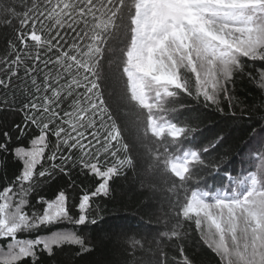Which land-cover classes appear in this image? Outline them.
<instances>
[{
	"label": "snow or ice",
	"instance_id": "snow-or-ice-1",
	"mask_svg": "<svg viewBox=\"0 0 264 264\" xmlns=\"http://www.w3.org/2000/svg\"><path fill=\"white\" fill-rule=\"evenodd\" d=\"M124 3L125 0H32L26 11L18 13L10 0H0L4 23L10 25L13 19H18L20 24V30L15 33L20 47L11 43L10 55L0 58V89L4 90L0 111L14 105V93L22 91L28 96L19 109L24 126L16 124L15 128L19 136L25 134L29 124L39 131L31 141V150L13 149V155L22 161V171L0 189V240L5 241L0 245V264H21L28 258L37 264L38 250L51 256L54 246L65 244L78 245L87 252L85 241L74 231L35 239H17V236L63 218L76 224L95 223L88 216L93 199L109 196L110 182L132 164L97 82V65L106 35L114 27ZM131 6L132 35L123 72L131 99L148 110L147 131L150 128L157 137L167 131L172 138H180L199 130L197 125L181 126L170 121L158 125L153 109L162 108V94L173 97L180 90L195 95L198 100L202 97L206 104L216 105L218 94L228 93L227 85L232 82L234 72L243 71L241 58L264 63V0H131ZM25 27L27 31H23ZM29 41L31 48L36 49L34 54L29 51ZM41 50H45L43 59ZM51 53L56 54L55 59L47 55ZM25 59L32 61L31 66L25 64ZM21 68L23 77L19 76ZM182 70L194 77L191 85L182 76ZM248 75L250 79L256 78L252 73ZM257 76L264 89V69L257 70ZM13 78L21 84H14ZM149 92L155 93V103L149 102ZM69 99V110H65L64 102ZM10 133L11 127L4 131L0 126L3 141L0 152H9L15 135ZM49 133L56 143L47 158L51 164L38 173L39 177H50L56 170L64 172L66 166L79 163L99 180L94 190L80 198L78 219L74 221L63 190L50 201L38 199L37 203L46 204L41 214L25 212L27 197L37 186L34 169L48 147ZM223 138L222 133L198 151L192 150L182 162H172L171 172L185 181L195 174L189 170V164H193L195 169L206 167L208 176L213 175L227 162V153L207 160L203 153ZM74 152L79 153L76 159ZM121 152L124 159L119 157ZM4 169L6 173V161ZM259 174L264 178V152L260 153ZM250 180L249 190L242 195L225 192L205 198L208 193L201 196L188 190L178 205L182 216L194 221L209 241L208 247L224 264H264V179L258 181L253 175ZM181 228L182 222L178 220L176 227L164 235L179 240ZM138 243L132 240L133 247ZM178 250L183 254L182 246L178 245ZM182 264L191 261L184 256Z\"/></svg>",
	"mask_w": 264,
	"mask_h": 264
},
{
	"label": "trees",
	"instance_id": "trees-1",
	"mask_svg": "<svg viewBox=\"0 0 264 264\" xmlns=\"http://www.w3.org/2000/svg\"><path fill=\"white\" fill-rule=\"evenodd\" d=\"M10 2L16 5L18 13H22L31 6L32 0ZM132 12L131 0H125L114 27L106 35L103 54L97 65L99 90L121 132V140L127 145V157L132 164L125 166L120 175L110 182L109 196L93 199L88 216L89 221L95 220V223L76 224L63 218L18 234L17 239H35L60 231H74L85 241L87 252L71 244L54 246L51 256L46 251L38 250L37 264H182L184 256L189 258L191 264H224L219 255L208 247L207 238L201 235L194 221L182 216L178 205L183 202L188 190L197 191L201 196L208 193L209 196L205 198L225 192L242 195L251 186L250 177L255 175L258 181L264 179L259 174L260 153L264 152V89L260 87L261 81L257 76V70L264 69V63L241 58L243 71L234 72L232 82L227 85L228 93H220L216 105L210 102L206 104L202 97L198 100L195 95L189 96L180 90L173 97L162 94V108L153 109L158 125L163 126L164 121H170L181 126L197 125L199 130L180 138H172L167 131L157 137L150 128L147 131L148 110L131 99L127 76L123 72L132 35ZM17 30H20L18 19H13L10 25L5 24L4 16L0 14V58L10 55L11 43L20 47L15 41ZM27 30V27L23 29ZM38 34L43 36L42 33ZM31 43L29 41V51L34 54L36 49L31 48ZM47 55L55 59L56 54ZM41 57L45 58V50H41ZM10 58H14V55ZM24 62L31 66L30 59ZM249 73L256 78L250 79ZM19 76H24L23 68ZM182 76L190 85L194 82V77L184 70ZM13 83L19 86L21 81L13 78ZM26 86L31 88L30 84ZM3 93L4 90L0 89V98ZM14 95L16 103L0 111V126L4 131L11 127L15 134L9 152H0V189L22 171V161L13 155V149L23 147L31 150L32 139L39 135L38 129L29 124L25 134L19 136L15 125L24 126L23 113L19 109L27 102L28 96L22 91ZM154 97V92L148 93L150 103L156 102ZM70 103V99L65 101L63 108L69 110L67 106ZM222 133L224 138L203 153L205 160L215 158L222 152L227 153V162L217 172L208 176L206 167L195 169L193 164H189L190 173H195L191 178L181 181L175 177L170 169L172 162H182L192 150L198 151ZM17 136L19 139H16ZM0 142H3L2 139ZM47 142L48 147L34 169L37 186L27 197L25 212L29 215L41 214L46 204L37 203L38 199L43 197L50 201L63 190L68 198L69 215L74 221L78 219L80 198L94 190L99 180L79 163L66 166L64 172L56 170L50 177H39L38 173L51 164L47 158L56 138L49 133ZM64 151L67 154V150ZM78 156L79 153L74 152L73 159ZM119 157L124 159L125 154L121 152ZM216 167H220L219 161ZM178 220L182 222L181 238L169 239L164 234L174 229ZM133 239L139 242L135 247L132 246ZM4 243L0 240V245ZM178 245L184 248L183 254L179 252ZM21 264H32V260L24 259Z\"/></svg>",
	"mask_w": 264,
	"mask_h": 264
},
{
	"label": "rangeland",
	"instance_id": "rangeland-1",
	"mask_svg": "<svg viewBox=\"0 0 264 264\" xmlns=\"http://www.w3.org/2000/svg\"><path fill=\"white\" fill-rule=\"evenodd\" d=\"M248 14H251V12L249 11ZM219 94H220V93H219ZM219 94H218V95H219ZM208 242H209V241H208Z\"/></svg>",
	"mask_w": 264,
	"mask_h": 264
}]
</instances>
